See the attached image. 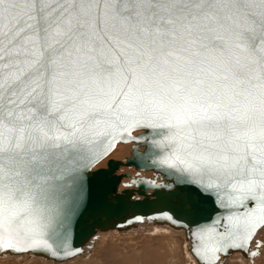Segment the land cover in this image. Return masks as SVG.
Listing matches in <instances>:
<instances>
[{"label":"snow or ice","instance_id":"obj_1","mask_svg":"<svg viewBox=\"0 0 264 264\" xmlns=\"http://www.w3.org/2000/svg\"><path fill=\"white\" fill-rule=\"evenodd\" d=\"M118 143L199 264L257 256L264 0H0V251L78 255L131 195L101 166Z\"/></svg>","mask_w":264,"mask_h":264},{"label":"water","instance_id":"obj_2","mask_svg":"<svg viewBox=\"0 0 264 264\" xmlns=\"http://www.w3.org/2000/svg\"><path fill=\"white\" fill-rule=\"evenodd\" d=\"M139 133L134 132L133 135ZM129 146L128 155L122 159L110 158V155L118 146ZM111 154L105 158L101 166L110 168V178L113 180L118 193L125 191L130 192L131 195L125 200V211L112 221L107 223L104 227H97L93 230L92 235L83 237L78 236L77 246L81 248V252L73 259L64 261L63 264L74 263L82 261L84 264H90L89 260L94 253L96 245L105 241V237L112 235H122L127 238H134L139 235L148 237H167L170 251L176 249L178 242H180L179 249L174 253L171 262H177L178 258L183 260V264H199L195 255L189 251L191 241L187 237L185 229L173 227L167 221L158 220V209L161 205L157 202L155 195L157 188H154L149 181H155L157 185L164 182L163 177L159 175L152 168H140L135 163H129L132 159L131 144L118 143ZM143 150V149H141ZM141 217L136 220L135 217ZM152 217V219H148ZM263 231V230H262ZM175 237V239H174ZM257 239V238H255ZM255 239L249 246V252L255 251ZM264 258V244L259 249V254L252 257L243 251H232L228 254L221 255L220 264H259ZM0 259L15 264H54L53 261L46 259L42 255L34 253L16 254L11 251H0Z\"/></svg>","mask_w":264,"mask_h":264},{"label":"rangeland","instance_id":"obj_3","mask_svg":"<svg viewBox=\"0 0 264 264\" xmlns=\"http://www.w3.org/2000/svg\"><path fill=\"white\" fill-rule=\"evenodd\" d=\"M128 151H129L128 146L126 145L118 146L114 150V152L110 155V158L120 160L123 157L128 155ZM262 234H264V231L261 233V235ZM105 236L106 235L101 236V239L106 238L105 241H101L96 245L94 253L89 260L90 264H118V263L127 264L129 262H135V260H136V264L137 263L139 264V262L140 264H183V260L181 258H179L180 261L178 262H171L170 259L175 255L174 253L177 252V249H179L180 244L179 245L177 244V247H176L177 249L174 248L175 250L173 251L175 252L170 251L169 246H168L169 239L167 237H164V238L161 237V239L159 237L158 239L155 237H148L144 235H139L134 238H127L126 236H122V235H112L110 237H105ZM156 251H159V252L156 253ZM158 254L160 255L159 258H158ZM156 256L159 260L156 258ZM80 262H83V260L76 262V263L74 262V263L77 264ZM74 263H70V264H74ZM0 264H15V263L0 262ZM259 264H264V258L261 262L259 261Z\"/></svg>","mask_w":264,"mask_h":264},{"label":"bare ground","instance_id":"obj_4","mask_svg":"<svg viewBox=\"0 0 264 264\" xmlns=\"http://www.w3.org/2000/svg\"><path fill=\"white\" fill-rule=\"evenodd\" d=\"M126 146H127V145H126ZM128 147H129V146H128ZM122 150H123V149H122ZM263 231H264V230H263ZM263 231H262V232H263ZM262 232H261V233H262ZM261 233H258V235H257V237H256L257 239H260V238H261ZM163 238H164V237H163ZM152 239H153V238H152ZM158 239H159V237H158ZM160 239H161V237H160ZM158 242H159V241H158ZM160 242H161V240H160ZM163 243H164V242H163ZM179 244H180V243H178V245H179ZM161 245H162V244H161ZM152 246H153V245H152ZM162 246H163V245H162ZM159 247H160V246H159ZM176 249H177V248H176ZM137 250H138V249H137ZM151 250H152V249H151ZM153 250H155V249H153ZM163 250H165V249H163ZM174 250H175V249H174ZM151 252H152V251H151ZM154 252H155V251H154ZM157 252H159V251H156V253H157ZM161 252H162V250H161ZM165 252H166V251H165ZM173 252H175V251H173ZM138 253H139V252H138ZM140 254H141V253H140ZM148 254H149V253H148ZM162 254H164V253H162ZM165 254H166V253H165ZM136 255H137V253H136ZM136 255H135V256H136ZM173 255H174V254H173ZM159 256H160V255L158 254V258H159ZM165 256H166V255H165ZM168 256H169V255H168ZM168 256H167V258H168ZM133 257H134V256H133ZM150 257H151V255H150ZM152 257H153V256H152ZM169 257H170V256H169ZM173 257H175V255H174ZM135 258H136V257H135ZM156 258H157V256H156ZM158 258H157V259H158ZM163 258H164V257H163ZM139 259H140V258H139ZM142 259H143V257H142ZM145 259H146V257H145ZM134 260H135V259H134ZM158 260H159V259H158ZM160 260H161V259H160ZM163 260H164V259H163ZM163 260H162V261H163ZM178 261H180L179 258H178ZM178 261H177V262H178ZM0 262H7V261H3V260L0 259ZM165 262H166V261H165ZM132 263H133V262H132ZM166 263H167V262H166ZM37 264H38V263H37ZM67 264H68V263H67ZM118 264H119V263H118ZM135 264H136V260H135ZM137 264H138V263H137ZM139 264H140V262H139Z\"/></svg>","mask_w":264,"mask_h":264},{"label":"flooded vegetation","instance_id":"obj_5","mask_svg":"<svg viewBox=\"0 0 264 264\" xmlns=\"http://www.w3.org/2000/svg\"><path fill=\"white\" fill-rule=\"evenodd\" d=\"M75 263H76V262H75ZM75 263H74V264H75ZM69 264H70V263H69ZM77 264H84V262H80V263H77Z\"/></svg>","mask_w":264,"mask_h":264},{"label":"crops","instance_id":"obj_6","mask_svg":"<svg viewBox=\"0 0 264 264\" xmlns=\"http://www.w3.org/2000/svg\"><path fill=\"white\" fill-rule=\"evenodd\" d=\"M261 262V261H260ZM133 263H135V262H133ZM132 262H129V263H127V264H133Z\"/></svg>","mask_w":264,"mask_h":264}]
</instances>
